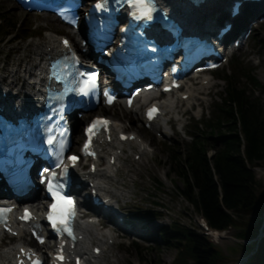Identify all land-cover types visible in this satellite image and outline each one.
I'll list each match as a JSON object with an SVG mask.
<instances>
[{
  "label": "rangeland",
  "instance_id": "obj_1",
  "mask_svg": "<svg viewBox=\"0 0 264 264\" xmlns=\"http://www.w3.org/2000/svg\"><path fill=\"white\" fill-rule=\"evenodd\" d=\"M232 1L224 0L223 5L225 6L227 3V6H229ZM171 2L173 5L176 3L175 0H171ZM0 18V24L3 25L0 28V75L5 79L11 69L21 70L22 73L24 65L32 61L35 45L38 43L41 47L43 42L47 40L49 33H64L62 24L55 17L27 12L21 9L13 0H0ZM19 24L26 31L27 36L24 38L16 36L15 38L13 35L7 36L11 31L15 33V27ZM8 26L13 29L10 28V30ZM35 41L36 44H33ZM232 63H236L237 68H240V70L237 71ZM247 68L251 69L250 74L256 79L264 82V21L253 26L246 43L231 54L230 59L223 64V69L219 73L207 74L206 77L211 80L208 85L203 83L204 88L198 87L201 78L204 76H199L191 84H185L184 90L191 87L198 96L197 100H192L189 103L186 101L179 102L174 113L164 110L163 117L170 119V124L167 126L169 132L167 137H162V128L155 132L141 125L140 127L134 125L132 118L118 103L104 109L103 112H98L119 121L124 126V131L133 128L147 142L149 151L148 154L140 155L136 159L134 154L136 147L124 146V152L117 162L119 166L117 174L119 183H116V186L124 189L126 195L119 197L117 203L121 208L124 220L127 223H132V225L126 227V229H112L109 224H97L98 228L102 226L104 231L110 233L113 242L101 245L103 253L98 258V263L92 259L86 264H169L172 261L176 250L161 241L157 234H153L154 230L159 226L169 225L172 221L196 230L197 218L200 215L189 202L185 201L176 192V187L182 183L175 172L176 166L170 159L175 154L173 146H178V150L182 153L186 152L190 134L193 131L192 124L195 121L208 118L214 109V105L220 101L218 96L226 85L225 79L221 78L222 76H231L237 82V85L247 87L250 94L254 97H260L263 100L262 109L264 112V93L259 88L250 86L245 76L241 74L244 71L246 73ZM168 98L175 100L177 96L170 95L165 100ZM197 102H201V104L197 105ZM194 103L196 105H193ZM201 114L202 116L199 118ZM197 117L199 120H197ZM82 122L85 123L84 120ZM73 124L75 130L76 123L73 121ZM198 127L201 128L202 124H199ZM103 164L104 162L101 166ZM130 168L132 171L128 172ZM251 168L258 181L257 191L261 192L264 190V161L251 164ZM155 202L163 206L160 219L147 221L131 218L137 208H150L155 205ZM86 205L89 206L88 203ZM90 210V214L95 215L94 210ZM259 218H263V215L256 216L253 222ZM126 230H136L140 232L142 239L148 238L149 241H137ZM149 230L153 233L150 234ZM237 231V229L230 231L228 233L229 237L222 238L215 245L219 253L226 257V260L219 264H238L240 262L245 264L246 256L253 253L248 248L251 245L250 241L234 240V233ZM263 233L262 229L260 234ZM261 237L262 235L260 239ZM18 240H20L18 237L12 238L9 242L0 245V262L3 260L2 250ZM86 247V251L90 252L91 248L88 243H86Z\"/></svg>",
  "mask_w": 264,
  "mask_h": 264
},
{
  "label": "trees",
  "instance_id": "obj_2",
  "mask_svg": "<svg viewBox=\"0 0 264 264\" xmlns=\"http://www.w3.org/2000/svg\"><path fill=\"white\" fill-rule=\"evenodd\" d=\"M2 26L0 24V28ZM15 28L16 37L27 36L20 24ZM232 64L240 70L236 63ZM250 72L247 68L246 73L241 74L250 86L264 93V82ZM221 78L226 85L218 96L220 101L208 118L192 124L186 152L173 146L175 154L170 159L182 183L176 187V192L201 213L211 227L224 229L231 225L238 230L236 237L251 242L248 248L253 253L245 264H264V236L259 241L256 238L264 221V190L257 191L258 181L251 168V164L264 161L263 100L250 94L247 87L237 85L231 76ZM162 208L155 202L150 208H137L131 218L158 220L162 217ZM260 215L263 218L253 222ZM153 234L176 250L169 264H219L226 260L207 237L179 222L159 226Z\"/></svg>",
  "mask_w": 264,
  "mask_h": 264
},
{
  "label": "bare ground",
  "instance_id": "obj_3",
  "mask_svg": "<svg viewBox=\"0 0 264 264\" xmlns=\"http://www.w3.org/2000/svg\"><path fill=\"white\" fill-rule=\"evenodd\" d=\"M166 1H168V3H172L171 0L170 1L166 0ZM223 1L224 0H204L199 5L193 6L190 3H188L186 0H175V2L178 4L175 12L176 13H182L183 10L185 8H187V6H188L189 8H192V10L190 12L185 13L184 19H186V22L188 24L197 25L199 23V20H201L202 22H207V23H209V25H211V22L213 20L218 21L220 19V17L222 16L223 13L219 10V8H222ZM224 4H225V2H224ZM51 16H53V15H51ZM48 37L49 38L45 41V43L41 47L39 46L38 43H37V45H35L34 50H33L32 61L27 62L24 65L22 73H21V70L18 71V69H11L8 72L6 79L0 75V94H1L2 89L10 91V95H9L10 99H12L14 102H17V103L27 104L28 106L33 105L37 101V99L40 95V91H39L40 87L36 86L37 83L34 80H36L37 75L42 72L43 67H44L43 61L46 58V56L50 55V54L54 53L56 50H58V40L54 37V35H49ZM33 44H36V41ZM74 45L75 46L77 45L76 41H74ZM47 47H50V49L48 50ZM203 79H207V77H203L201 80H203ZM210 82H211V80H208L207 85ZM198 87L204 88V85H202L200 82ZM184 92L189 93V98L186 100L187 103H189L192 100H196L198 97L197 94H195L194 90L190 87L188 89H186ZM151 95H152V93L149 92V93L145 94L144 96L137 98L134 109L124 108L126 113L134 121V125H136L137 127H140V125L141 126L143 125L142 124V115L138 113L137 105L140 104V102H143L146 99H148ZM178 101H179L178 96H177V100H174L173 98H168V99L164 100L162 103L163 109L166 110L167 112L174 113V111L177 108ZM199 104H201V102L200 103L198 102V105ZM102 108L106 109L107 107H102ZM113 113L115 114V112H113ZM83 117L84 118H81V119L75 118V120H74L76 123L75 130H74L75 131L74 132V141L77 139V137L79 135L78 129L80 127V123L83 120H86V121L88 120L87 114L83 115ZM169 122H170L169 118H166V117L159 118L153 122L152 128H153V130H155V132L159 131V129L162 128V136L167 137L168 134L166 131V129H167L166 127L169 124ZM113 126H114L116 132H117V130L122 131V128H124V126L121 125V123L117 120L114 122ZM131 130L133 131L134 129L132 128ZM144 142H146V141H144ZM112 143L113 142H110L109 144H107V146L110 148ZM133 144H134L133 142H128L129 147H131V145H133ZM137 145L138 146H136V151L134 152V154L135 153H142V155L147 154L144 151H140L141 144L138 143ZM145 146H146V143H145ZM118 147H120V146H118ZM118 171H119L118 165L114 164L113 166H109L106 164L105 166H103L102 168H100L98 170L97 174H94V175L87 174L86 171H84L82 173H78V171H75L74 174L78 178L77 180H79L81 184L82 183L86 184V182L84 180L86 174L89 177L93 176L96 180L97 186L99 187V191L100 192L106 191V195L111 196L112 204H114V203H117V198L123 197L124 195H126L124 193V189H120V187L116 186V183L117 184L119 183V179L117 177ZM130 171H132L131 168L128 169V172H130ZM131 174H132V172H131ZM29 197H30V195H28V198ZM104 197L105 196H103V198ZM28 198L23 199V204L31 203ZM33 206H34L35 210H39L41 207V204H40V202L39 203H33ZM114 222L117 223V221L115 220V217H114ZM79 229H80V232L83 234L84 238L79 243L78 251L83 255L84 262L88 263L91 260L90 257L87 256V254H86L87 253L86 252V248H87L86 243H88L89 239H91V237L97 238V236H99L98 240L100 241V243H102L101 239L103 237L111 238V235H106L107 233L103 230V228L99 229L95 224L89 225V224H85L84 222H81V221L79 222ZM18 239H21V237H18ZM10 252H11V249L9 248V246L2 250L1 254L3 256V260H2V262H0V264H10ZM91 253H92V251H91ZM94 260H95V262L98 263V257L94 258ZM112 261L115 262L114 260H112ZM238 264H242V262H240Z\"/></svg>",
  "mask_w": 264,
  "mask_h": 264
},
{
  "label": "water",
  "instance_id": "obj_4",
  "mask_svg": "<svg viewBox=\"0 0 264 264\" xmlns=\"http://www.w3.org/2000/svg\"><path fill=\"white\" fill-rule=\"evenodd\" d=\"M258 240H260V235L258 234V236L256 237ZM250 255H247L245 259H247Z\"/></svg>",
  "mask_w": 264,
  "mask_h": 264
}]
</instances>
